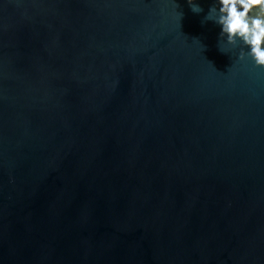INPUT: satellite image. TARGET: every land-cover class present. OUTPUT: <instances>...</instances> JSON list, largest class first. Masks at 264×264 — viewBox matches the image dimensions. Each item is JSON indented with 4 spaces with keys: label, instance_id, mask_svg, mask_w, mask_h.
<instances>
[{
    "label": "water",
    "instance_id": "1",
    "mask_svg": "<svg viewBox=\"0 0 264 264\" xmlns=\"http://www.w3.org/2000/svg\"><path fill=\"white\" fill-rule=\"evenodd\" d=\"M194 2L0 0V264H264V68Z\"/></svg>",
    "mask_w": 264,
    "mask_h": 264
},
{
    "label": "clouds",
    "instance_id": "2",
    "mask_svg": "<svg viewBox=\"0 0 264 264\" xmlns=\"http://www.w3.org/2000/svg\"><path fill=\"white\" fill-rule=\"evenodd\" d=\"M187 2L193 13L203 11L194 0ZM205 18L221 27L220 38H226V44L235 47L239 41L249 49L240 51L239 60L249 58L264 68V0H216Z\"/></svg>",
    "mask_w": 264,
    "mask_h": 264
}]
</instances>
